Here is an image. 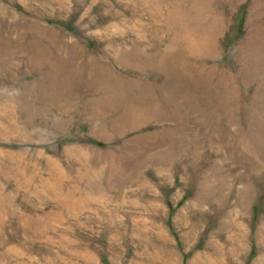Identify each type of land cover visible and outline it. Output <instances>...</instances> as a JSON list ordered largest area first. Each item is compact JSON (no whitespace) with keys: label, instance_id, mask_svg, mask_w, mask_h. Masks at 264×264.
<instances>
[{"label":"rangeland","instance_id":"obj_1","mask_svg":"<svg viewBox=\"0 0 264 264\" xmlns=\"http://www.w3.org/2000/svg\"><path fill=\"white\" fill-rule=\"evenodd\" d=\"M161 247L264 264V0H0V264Z\"/></svg>","mask_w":264,"mask_h":264},{"label":"bare ground","instance_id":"obj_2","mask_svg":"<svg viewBox=\"0 0 264 264\" xmlns=\"http://www.w3.org/2000/svg\"><path fill=\"white\" fill-rule=\"evenodd\" d=\"M151 229V228H150ZM155 239H156V242H161V243H163V244H165V239H166V237H164V235H158V236H156L155 237ZM198 238H196V240H197ZM236 241H237V239H236ZM194 244V243H193ZM196 244H197V242H196ZM241 244V243H240ZM190 247H192V245L190 246ZM238 248H239V246L238 247H235V249H233V251L235 250V252H237V250H238ZM205 249V248H204ZM241 250V249H240ZM158 253H159V257H161V253H162V255H163V258L162 259H157L158 260V263L159 264H171L172 263V259H168V257L169 258H171L170 257V255H168L167 253L169 252V250L166 248H163V247H161L160 248V250H158L157 251ZM156 252V254H158ZM203 255V254H202ZM156 257H158V256H156ZM207 257V256H206ZM206 257H204V256H202L201 257V255L200 254H198V255H196L195 256V258L190 262V264H215V262H214V259H208V258H206ZM155 261H156V259H154ZM216 260V259H215ZM157 263V264H158Z\"/></svg>","mask_w":264,"mask_h":264}]
</instances>
